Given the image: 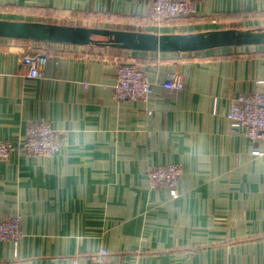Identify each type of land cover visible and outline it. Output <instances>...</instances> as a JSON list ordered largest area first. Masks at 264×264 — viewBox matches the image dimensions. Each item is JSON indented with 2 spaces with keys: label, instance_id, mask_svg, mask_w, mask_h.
Here are the masks:
<instances>
[{
  "label": "crops",
  "instance_id": "obj_1",
  "mask_svg": "<svg viewBox=\"0 0 264 264\" xmlns=\"http://www.w3.org/2000/svg\"><path fill=\"white\" fill-rule=\"evenodd\" d=\"M149 0H0V19L192 33L264 26V0H200L186 21L148 24ZM152 27V28H150ZM41 55L39 75L20 72ZM154 84L148 102L116 100L119 65ZM178 74L181 92L163 83ZM264 88V46L159 54L0 39V141L25 140L44 119L54 157L0 160V219L23 238L0 242V264H264V156L233 131L231 101ZM179 165V197L147 172ZM106 254L100 256L101 252Z\"/></svg>",
  "mask_w": 264,
  "mask_h": 264
},
{
  "label": "built area",
  "instance_id": "obj_2",
  "mask_svg": "<svg viewBox=\"0 0 264 264\" xmlns=\"http://www.w3.org/2000/svg\"><path fill=\"white\" fill-rule=\"evenodd\" d=\"M197 1L200 0H149L148 24L161 29L174 21L189 20L195 13ZM42 60L41 55H25L20 63L21 74L36 78ZM254 85L253 92L240 94L231 101L228 119L233 131H241L253 143L264 145V88L261 81H255ZM153 86L138 64H123L117 67L113 96L119 101L148 102L154 94ZM163 87L181 92L185 89V83L180 75L173 74L168 76ZM60 148L57 130L49 121L40 119L27 131L24 141H0V160L8 159L14 153L50 158L57 155ZM251 153L253 156H264L261 149H254ZM182 174V168L175 164L157 166L147 172L151 189L164 186L172 199L179 197L178 186ZM22 238L20 216L0 219V242L9 241L16 245ZM105 254L102 251L100 256ZM96 264L105 263L100 259Z\"/></svg>",
  "mask_w": 264,
  "mask_h": 264
},
{
  "label": "water",
  "instance_id": "obj_3",
  "mask_svg": "<svg viewBox=\"0 0 264 264\" xmlns=\"http://www.w3.org/2000/svg\"><path fill=\"white\" fill-rule=\"evenodd\" d=\"M0 39L159 54L264 46V26L155 33L0 19Z\"/></svg>",
  "mask_w": 264,
  "mask_h": 264
},
{
  "label": "rangeland",
  "instance_id": "obj_4",
  "mask_svg": "<svg viewBox=\"0 0 264 264\" xmlns=\"http://www.w3.org/2000/svg\"><path fill=\"white\" fill-rule=\"evenodd\" d=\"M150 28H152V27H150Z\"/></svg>",
  "mask_w": 264,
  "mask_h": 264
}]
</instances>
